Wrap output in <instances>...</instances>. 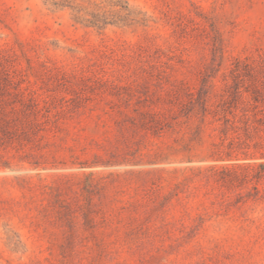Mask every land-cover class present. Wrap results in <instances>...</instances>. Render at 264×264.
<instances>
[{"label":"rangeland","instance_id":"obj_1","mask_svg":"<svg viewBox=\"0 0 264 264\" xmlns=\"http://www.w3.org/2000/svg\"><path fill=\"white\" fill-rule=\"evenodd\" d=\"M0 264H264V0H0Z\"/></svg>","mask_w":264,"mask_h":264},{"label":"trees","instance_id":"obj_2","mask_svg":"<svg viewBox=\"0 0 264 264\" xmlns=\"http://www.w3.org/2000/svg\"><path fill=\"white\" fill-rule=\"evenodd\" d=\"M199 102H200V104H201L202 110H205V106H204V102H203V100H201V101H199Z\"/></svg>","mask_w":264,"mask_h":264}]
</instances>
